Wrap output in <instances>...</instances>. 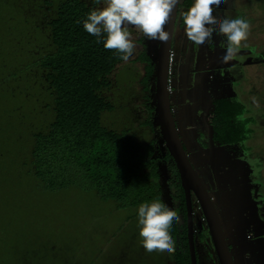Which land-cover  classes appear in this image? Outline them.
<instances>
[{"label": "rangeland", "instance_id": "obj_1", "mask_svg": "<svg viewBox=\"0 0 264 264\" xmlns=\"http://www.w3.org/2000/svg\"><path fill=\"white\" fill-rule=\"evenodd\" d=\"M60 1L0 0V264H106L116 252L139 255V264L142 255L155 251L148 252L141 244L135 229L137 208L118 207L87 185L70 183L65 188L47 189L29 172L30 133L45 129L54 114L53 94L38 60L55 50L48 21ZM239 2L259 17V39L264 47V0ZM225 6L223 0L215 18H223ZM136 38L131 33L135 48L111 75L113 84L107 96L115 108L103 112L102 123L129 131L145 143L155 139L153 156L159 158L164 203L177 209L170 183L173 174L161 159L166 146L154 117L156 110L152 117L146 110L156 104L155 70L146 89L144 63L138 60L145 45L156 68L158 40ZM222 39L216 35L210 44L197 46L190 95L193 109L198 104L203 107L208 137L201 138L200 128L193 127L198 125L195 119L183 120L179 90L174 111L187 151L210 185L235 264H264V214L256 195L257 177L264 179V158L253 157L259 155L257 146L264 138L247 141L253 145L248 155L243 138L234 140L229 122L218 118L234 94L225 71L228 62L222 61ZM245 71L242 90L264 105V59L246 65ZM194 206L197 216L203 218L199 204ZM183 219L179 213V225ZM198 247L202 264H219L212 241Z\"/></svg>", "mask_w": 264, "mask_h": 264}, {"label": "trees", "instance_id": "obj_2", "mask_svg": "<svg viewBox=\"0 0 264 264\" xmlns=\"http://www.w3.org/2000/svg\"><path fill=\"white\" fill-rule=\"evenodd\" d=\"M192 0H183L186 10ZM94 4L82 0H62L54 17L48 21L55 51L46 54L39 64L45 69L48 88L53 94V118L45 129L30 133L28 166L30 173L47 189H61L68 184L87 185L100 198L115 201L118 207L137 208L141 202L164 203L158 157H154L156 141L147 143L129 131H119L102 123L104 111L115 108L107 91L112 87L111 75L124 60L115 49H106L90 35L82 21ZM144 63L142 81L149 88V77L155 70L146 52L139 54ZM149 117L155 106H149ZM241 107L234 103L221 109L220 121L235 119ZM230 116H234L230 120ZM230 120V121H229ZM234 129L233 139L244 132L243 122ZM232 124V122H231ZM230 124V126H231ZM161 159L171 173L172 198L183 214L171 229L173 241L181 244L176 253L179 264H191L187 241L185 193L175 161L168 149ZM165 204V203H164ZM199 264L200 260H199Z\"/></svg>", "mask_w": 264, "mask_h": 264}, {"label": "clouds", "instance_id": "obj_3", "mask_svg": "<svg viewBox=\"0 0 264 264\" xmlns=\"http://www.w3.org/2000/svg\"><path fill=\"white\" fill-rule=\"evenodd\" d=\"M102 7L91 9L82 23L83 28L106 49H115L123 60H128L135 44L129 27L149 39L167 41L169 32L165 25L177 6L178 0H97ZM223 0H192L180 12L186 37L196 46L211 43L216 35L222 36L220 46L225 49L222 61L235 59L246 47L250 22L242 17L225 16L217 19L214 12ZM138 235L146 251L172 252L174 241L171 229L178 220L177 213L158 200L141 202L137 207Z\"/></svg>", "mask_w": 264, "mask_h": 264}, {"label": "flooded vegetation", "instance_id": "obj_4", "mask_svg": "<svg viewBox=\"0 0 264 264\" xmlns=\"http://www.w3.org/2000/svg\"><path fill=\"white\" fill-rule=\"evenodd\" d=\"M82 1H86L88 3L94 4L95 8L102 7V3H97V0H82ZM182 1L183 0H180L178 15H177L175 29L173 33V39H172V50H171L172 63L170 66L171 68H170L169 77L170 79L171 77H173L175 78V80L171 79L173 85L170 84L171 106L178 127V119L175 115L174 107L176 105V100H177L176 91L179 90L183 120L193 121L195 119V122L197 121L198 125L197 126L194 125L193 127L195 128L199 127L201 130V133H199L201 138H207L208 137L207 130L204 128L205 126L203 124L206 118V114L203 112V107L202 105L198 104V107L193 109V105L191 104L192 102L190 101V95L193 92L192 86L195 83L194 73L196 71L195 66L197 65V46L194 45L185 35L183 21L180 17V12L184 10V5H181ZM239 1L242 2L243 0H226V6L223 10V18L225 16L231 18H235L237 16L245 18L250 22L251 28L247 40L242 41V44H245L246 47H241V50L238 53L237 57L231 61H228L227 65L225 66V71L228 75L227 76L228 82L230 83L234 91V94L230 96L232 97L230 98L231 105L234 103L236 106L241 107L240 112H237L236 115H234L235 119L234 116H230L231 117L230 120L232 118L234 120L232 121L229 120L230 121L229 124H231L232 122L231 127L234 129L237 125L241 124L240 122H243L244 132L240 138H243L244 140L243 146L245 148V152L248 155H250V151L252 150L253 145L247 144V141H251L252 139L259 140L264 138V105L256 102L254 99L249 97V95H246L245 90L243 91L242 89H245L244 82L246 79V71H245L246 65L264 59V47L259 39L260 38L259 17L257 15H254V13L250 11V8L248 7L245 8L244 4L239 6L240 3ZM129 31L130 33H133L137 37L136 38L137 40H141L142 37L145 36L143 33L137 31L135 27L132 26L129 27ZM143 51L145 52L147 51L145 45H144V49L141 50L140 53ZM240 83L242 85L241 86L242 88L239 86ZM146 110L149 112V109ZM179 132L184 142L183 135L180 130ZM184 145L186 148L185 143ZM257 147H258L259 155L253 157L264 158V141H260ZM189 156L191 158L190 153ZM191 160L194 166L196 167V169L198 170V172L201 173L203 180L206 181L205 183H208L206 178L204 177L202 170L199 168V166L194 162L192 158ZM254 171L257 177L259 175V170H257L255 167ZM207 186L210 187L209 183ZM209 190L211 192L210 188ZM256 195L258 198L261 199V205L259 209L262 212V214H264V179L258 177H257ZM196 202L197 201L194 198L193 206ZM195 211L196 208L194 206V215L197 216ZM135 217H137L136 214ZM135 229L136 232L138 233V227L135 226ZM210 239L211 236L209 234L206 222H203L201 226L195 227V241H196V250L198 256V264H199V260L200 263L202 264L201 256L199 257L200 251L198 245L204 244V246L206 247V244L212 241V239L211 240ZM177 242L179 243L178 236L174 240V251L172 252L155 251L152 255H147V254L144 256L142 255L139 264H179L176 253L181 252V250H179L181 244L179 243L180 246L176 247ZM138 256L139 255L136 256L133 255L132 252L130 253V255L124 252L122 253L116 252L114 255L115 258L109 262H106V264H110V263L122 264L124 261H126L125 264H138L137 263ZM97 264H99V262H97Z\"/></svg>", "mask_w": 264, "mask_h": 264}, {"label": "water", "instance_id": "obj_5", "mask_svg": "<svg viewBox=\"0 0 264 264\" xmlns=\"http://www.w3.org/2000/svg\"><path fill=\"white\" fill-rule=\"evenodd\" d=\"M180 0L173 9L167 24L169 32L167 41L158 40V51L155 68V118L158 119L165 146L177 166L181 185L185 193L187 241L191 264H198L195 241V227L201 226L205 220L219 264H235L228 243V238L219 214L216 202L201 174L194 166L177 127L171 106V90L169 85L170 66L172 63V39L178 15ZM194 198L202 210L203 218L194 215Z\"/></svg>", "mask_w": 264, "mask_h": 264}, {"label": "built area", "instance_id": "obj_6", "mask_svg": "<svg viewBox=\"0 0 264 264\" xmlns=\"http://www.w3.org/2000/svg\"><path fill=\"white\" fill-rule=\"evenodd\" d=\"M169 81L171 82V79L169 78ZM169 89H171V85H169Z\"/></svg>", "mask_w": 264, "mask_h": 264}]
</instances>
